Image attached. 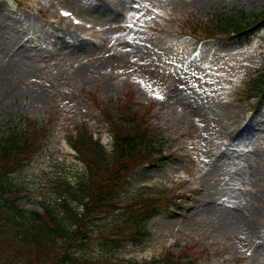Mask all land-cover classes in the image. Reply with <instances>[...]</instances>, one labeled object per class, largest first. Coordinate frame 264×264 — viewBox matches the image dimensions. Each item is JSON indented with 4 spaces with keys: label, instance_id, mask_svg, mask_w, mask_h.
Returning a JSON list of instances; mask_svg holds the SVG:
<instances>
[{
    "label": "rangeland",
    "instance_id": "obj_1",
    "mask_svg": "<svg viewBox=\"0 0 264 264\" xmlns=\"http://www.w3.org/2000/svg\"><path fill=\"white\" fill-rule=\"evenodd\" d=\"M241 12L261 14L264 0H0V125L41 130L11 176L20 208L45 213L86 177L68 138L87 129L105 143L108 111L144 115L165 156L134 168L121 210L86 222L81 263L264 264V96L247 95L264 74V17L243 45L197 43L191 26ZM140 197L173 203L137 245L109 230ZM0 257L27 263L13 242Z\"/></svg>",
    "mask_w": 264,
    "mask_h": 264
},
{
    "label": "trees",
    "instance_id": "obj_2",
    "mask_svg": "<svg viewBox=\"0 0 264 264\" xmlns=\"http://www.w3.org/2000/svg\"><path fill=\"white\" fill-rule=\"evenodd\" d=\"M261 17L264 12L253 16L243 12L240 15L214 13L206 20L191 22V26L197 27L194 34L198 41L246 42L253 36V27ZM249 91L251 97L261 93L264 96V74L250 80ZM138 114L106 112L105 118L114 136L111 154L87 129L68 138L86 167V177L77 184L64 182L66 187L60 191L59 200L46 206L44 214L23 210L17 206L16 198L8 194L13 188L12 174L25 167L31 153L39 149L41 130L37 125L28 124L23 129L14 127L4 133L0 125V252L3 244L13 242L26 264H84L75 254V248L81 246L78 238L85 234L86 222L99 213L121 210L117 197L134 168L159 162L164 157L154 127L138 119ZM143 116L140 115L144 119ZM137 199L125 205L128 211L124 212L129 216L125 222L112 227L109 232H116L126 241L139 245L149 236L146 222L156 217L160 210L168 208L172 200ZM104 262L96 264H111ZM146 264L183 263L168 257L153 259Z\"/></svg>",
    "mask_w": 264,
    "mask_h": 264
},
{
    "label": "snow or ice",
    "instance_id": "obj_3",
    "mask_svg": "<svg viewBox=\"0 0 264 264\" xmlns=\"http://www.w3.org/2000/svg\"><path fill=\"white\" fill-rule=\"evenodd\" d=\"M149 18H151V17H149ZM130 27H131V25H129ZM181 87H183V85H181Z\"/></svg>",
    "mask_w": 264,
    "mask_h": 264
}]
</instances>
